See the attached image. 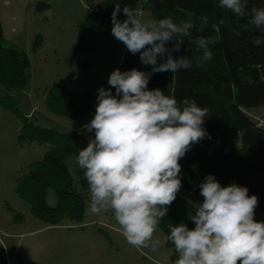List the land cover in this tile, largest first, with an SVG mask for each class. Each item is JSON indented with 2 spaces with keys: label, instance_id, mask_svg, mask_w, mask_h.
Returning a JSON list of instances; mask_svg holds the SVG:
<instances>
[{
  "label": "clouds",
  "instance_id": "obj_1",
  "mask_svg": "<svg viewBox=\"0 0 264 264\" xmlns=\"http://www.w3.org/2000/svg\"><path fill=\"white\" fill-rule=\"evenodd\" d=\"M219 6L240 18L250 15L261 33L252 44L264 45V7L249 9L247 0H219ZM121 12L127 17L123 21L117 18ZM198 21L195 30L202 32L208 17ZM111 22L113 37L133 55L139 53L151 71L116 68L107 81L110 88L97 90L95 114L82 126L94 136L76 158L90 193L85 215L112 211L128 244L155 252L161 242L153 234L182 188L179 161L193 144L211 138L202 127L206 108L195 100L178 102L159 88H148L155 73L176 74L193 67V58L173 53L182 50L194 24L172 18L142 20L132 7H121L119 0ZM223 23L221 19L212 28L219 31ZM191 42L202 52L197 63L212 59L211 37L196 35ZM198 187L203 201L194 205V215L189 214L195 227L189 229L183 222L167 226L177 253L173 264H264V221L254 219L258 197L235 183L221 185L213 174Z\"/></svg>",
  "mask_w": 264,
  "mask_h": 264
},
{
  "label": "trees",
  "instance_id": "obj_2",
  "mask_svg": "<svg viewBox=\"0 0 264 264\" xmlns=\"http://www.w3.org/2000/svg\"><path fill=\"white\" fill-rule=\"evenodd\" d=\"M118 0H88L84 26L79 29L78 42L86 52L94 48L92 34L102 38H114L111 33V14ZM134 10L138 6L151 12L154 20L172 18L174 22L194 24L192 36L184 38L180 52L174 57L188 55L193 58V67L171 72L155 73L151 76L148 88L161 89L165 95L178 102L184 98L195 100L198 106L206 108L208 115L202 125L210 135L192 145L179 163L182 166V189L200 196L198 185L208 174H213L223 186L238 184L247 187L249 195L258 197L255 212H264V127L247 113L264 106V45L254 47L252 40L261 35L251 23V16L240 18L231 11L219 6V0H119ZM248 8L264 7V0H247ZM47 5L38 3L36 10L42 12ZM208 17V25L202 32L198 18ZM119 20L127 17L123 12ZM223 19L219 31L212 28ZM196 35L211 37L209 45L212 59L197 63L202 52L191 41ZM43 46L39 36L32 41V53H38ZM171 47V45H169ZM189 49L188 52L184 51ZM29 59L25 52L9 43L3 34L0 22V85L7 91L22 90L26 85V70ZM151 71L150 65L140 61V54L127 53L119 65L121 72L131 69ZM107 85L105 89H109ZM115 95V89H112ZM3 106L10 110L20 123L18 143L36 142L49 146L43 158L28 167V172L16 180V195L30 206L31 215L50 225L63 221L81 223L85 209L90 203L88 184L84 170L77 163V188L72 185L64 160L68 156L77 158L79 151L86 147L88 139L79 132L59 133L41 129L24 116L16 101L8 97ZM48 108L62 114L82 116L88 112L90 96L87 92H77L64 85L54 84L46 93ZM239 141V143H236ZM77 160V159H76ZM52 190L56 197L55 207L46 202L47 191ZM167 215L157 227L166 238V247L174 248L168 240L169 224L183 222L189 229L195 227L189 214H195V207L176 197L167 206ZM0 264H4V248L0 244Z\"/></svg>",
  "mask_w": 264,
  "mask_h": 264
},
{
  "label": "rangeland",
  "instance_id": "obj_3",
  "mask_svg": "<svg viewBox=\"0 0 264 264\" xmlns=\"http://www.w3.org/2000/svg\"><path fill=\"white\" fill-rule=\"evenodd\" d=\"M40 2L47 5L42 12L36 10ZM87 2L0 0L4 38L25 52L30 63L25 87L9 92L0 85V100L13 98L20 112L41 129L76 131L86 139L94 136L82 126L95 114L97 90L106 88L110 74L119 68L127 53L123 43L95 33L94 48L88 52L82 49L77 38L84 26ZM135 11L142 20L153 19L147 9L138 6ZM37 36L43 39V46L38 53H32V41ZM54 84L89 93L88 112L75 117L62 114L60 109L50 110L46 93ZM3 105L0 102V244L4 248V264H173L177 258L175 248L166 247V238L158 227L153 234V239L161 242L157 251L150 247L138 249L121 235L112 211L89 213L81 223L63 221L50 225L34 218L29 204L15 193L16 180L27 174L29 165L43 158L49 146L36 142L20 145V123ZM247 113L264 127V106ZM64 163L77 188L76 158L68 156ZM176 197L193 206L203 201V197L182 188ZM46 202L55 207L52 190L47 191ZM254 219L264 221V212H255Z\"/></svg>",
  "mask_w": 264,
  "mask_h": 264
}]
</instances>
